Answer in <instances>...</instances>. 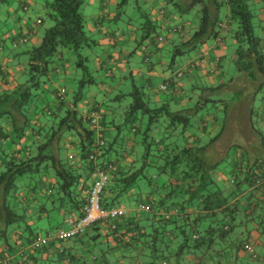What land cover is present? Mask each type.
<instances>
[{
  "label": "trees",
  "instance_id": "trees-1",
  "mask_svg": "<svg viewBox=\"0 0 264 264\" xmlns=\"http://www.w3.org/2000/svg\"><path fill=\"white\" fill-rule=\"evenodd\" d=\"M131 1L141 9L139 0H121L120 7L123 8ZM170 2L183 14L197 6L201 7L198 27L188 41L181 39L174 45V59L196 52L210 40L220 38L227 27L229 36L237 45L233 63L238 74L247 75L257 82L259 90L264 91V0H192L186 9L181 8L180 0ZM83 4L84 0L46 2L45 17L52 21V25L46 28L41 43L25 52L28 55L27 78L17 81L10 91L0 94V240L5 242L9 251H13L16 248L15 242L22 238L17 237L19 231L33 232L29 221L32 219L29 207L37 198L45 200L39 207V213L50 215L58 209L70 213L78 212V219L84 215L88 190L92 185L90 179L97 164L90 160V153L96 147L97 138L87 115L82 114L76 107L84 100V87L96 83L92 72L89 71L88 60L82 54L85 48L92 46L85 30ZM144 16L146 21L143 26V39H146L157 31V26L149 16ZM43 20L45 21V18ZM66 48L74 52L83 73L74 94L73 108H66L63 96L58 98V91L48 87L54 62L61 50ZM171 85L174 87L175 83ZM166 86L167 92L170 90V84ZM219 88L221 87L203 89L215 93ZM46 92L54 94L59 104L55 110L50 109L53 118L44 125L38 123V116L46 112L39 106L41 95ZM153 93L133 82L129 93L117 96L120 102L126 96H131L128 110L123 111L126 123L133 124L139 114L147 116L146 136L141 142L120 140L126 142L127 148L123 144L118 149L115 147L119 140L117 143L112 140L110 144L105 140L103 155L99 156L106 157L107 153L116 156V162L109 161L100 165L107 168L119 164L128 153L137 155L135 162L128 166L121 164L123 170L111 174L110 182L102 196L103 206L107 209L120 206L121 202L118 200L121 197L129 199L133 196L131 192L135 190L139 202L148 204L151 210L127 218L125 216L116 220H104L91 228L96 227L97 235H102L100 224L115 223L114 227L110 226L114 230L115 240L120 242L119 248L127 245L125 240L128 237L135 243L133 245L130 242V245L142 249L143 256L147 255L146 250L150 251L151 264H157L160 257L161 264H242L243 254L253 261L262 260V255L249 240L252 229L258 228L261 234H264V183L261 186L255 185L258 178L256 169L250 168L244 178H241V173L234 171L233 176H229L226 181L218 180L221 161L209 163L204 153L220 135L205 145L194 143L187 136L192 128L190 118L207 107L205 102H202V96L196 102V111L190 108L173 111L169 102H155ZM188 99L193 100L191 92ZM207 101L213 102L212 104L217 102L214 99ZM103 111V132L106 131L107 135L105 129L111 122L113 124V120L107 123L106 117L120 116L121 113L119 114V109L117 112V109H112L109 105L105 106ZM223 114L226 117V106ZM209 116L204 117V120ZM161 119H164L166 132H156L153 139L149 140L148 133L153 128L152 124L155 125ZM7 120L16 135L13 140L27 139L29 130L34 131L28 139V145L17 151L5 148L10 134L1 124ZM42 129H48V132L42 135ZM179 129H182L184 144L172 141L173 135L178 133ZM69 133L79 138L80 159L82 164L86 165L88 175L85 174L84 168L81 172L58 148L62 138ZM139 144L145 145V153L141 156L136 151ZM257 166L260 167L259 171L264 169L263 163H258ZM148 168L156 172L149 174ZM18 177H26L28 183L19 186ZM51 178H56L58 185L52 186L48 183ZM142 178L147 180L151 187L149 193L144 192ZM245 182H248L252 189H262L261 197L256 198V191L242 197L246 192L242 186ZM24 189L28 192V198L20 195ZM143 194H146L145 199L140 198ZM48 200L56 202L53 210L48 207ZM120 220L124 222L121 225L118 224ZM243 227L245 230L248 228L247 235H244ZM12 239H15L13 243ZM34 239L30 240L31 243ZM51 245L54 247L55 243L42 247L38 252L43 254L42 250L45 251ZM246 245L254 248L257 257L246 251ZM93 246L97 247L95 243ZM100 250L99 255L92 253L94 263L115 264L111 263L104 248ZM58 252L59 264L71 263L65 249ZM31 257L36 256L31 254ZM34 263L38 264L35 261Z\"/></svg>",
  "mask_w": 264,
  "mask_h": 264
},
{
  "label": "crops",
  "instance_id": "crops-1",
  "mask_svg": "<svg viewBox=\"0 0 264 264\" xmlns=\"http://www.w3.org/2000/svg\"><path fill=\"white\" fill-rule=\"evenodd\" d=\"M39 1L2 0V7H0V94L10 91L15 83L21 80L20 77L25 74L28 64V55L25 52L28 48L39 45L46 28L51 26V24L46 23V20H43L46 13L45 4L48 0L41 4ZM170 1L139 0L141 10L157 26V31L146 39L142 38V43L139 44L138 30L133 24L135 19L129 16H126L125 20L122 18L123 9L119 5V0H84L82 11L86 20L85 30L89 40L92 42V46L87 47L92 55L91 60L87 63L90 65L89 71L92 72L95 81L97 80L96 83L89 85L96 87L100 93H92L90 96H85L86 98L79 102L76 107L84 115L95 110V108H98L103 113L106 106L104 103L105 99L117 95L115 93L117 91L119 93V90H117L119 86L127 84L130 79H132V84L135 82L136 85L143 86L144 89L154 92L155 102H169L173 111L183 110L192 102L188 99L189 89L193 91V99L196 96V92H200V90H203V94H211V91L203 88L220 86L222 90L231 89L233 94L238 96L239 99H234L233 105H227L226 103V117L209 116L205 118L207 121L202 118L199 120V124L195 123L197 124L198 134L194 135L192 132H188L187 136L194 143L199 142L202 145L208 133L212 136L214 132H219L221 129L226 137H229V135L233 137L232 131L234 132L235 126L245 124L248 127L250 125L246 129V134H244L245 140H249V149L234 153L231 156L230 164L228 163L230 169L228 174L221 169L217 177L218 180L226 181L229 176H233L234 171H237L241 173V178H244L250 168L256 169V174H258L260 167L258 168L257 164L263 163L264 165V134L262 132L264 131V91L259 90L257 82L253 80L252 82L256 84L250 86L249 90H237L235 83L243 80L249 82V77L245 74H238L237 70L235 76L226 73L225 66L227 61L233 62L236 45L235 41L229 36L227 32L229 28L227 27L220 38L210 40L200 50L182 55L176 59L173 57L169 58L172 55L174 45L178 44L181 39L188 41L190 35L199 25V17L197 23H195V20L185 19V16H191L190 13L192 11L183 14ZM191 1L180 0L181 8L186 9ZM115 8L116 10H113ZM195 9L199 13L201 7L197 6L193 10ZM39 20L42 21L39 23ZM140 25L142 26V24ZM171 28L176 29V31L168 33ZM141 30L144 31L143 27ZM99 36H101L100 39H98ZM160 37L163 38V41H159ZM23 38H27L28 42L14 47V44ZM231 48L234 50L232 53L229 52ZM183 56H186L185 58L187 59H182ZM167 58L171 59V61H168ZM180 58L181 60L178 63ZM53 66L54 70L50 73L48 87L51 90L56 89L58 91V98L62 96L61 90L65 89L66 92L63 95L66 101L65 107L73 108L75 98L73 96L72 99H68L69 93L71 91L73 93L76 92L75 85L78 84L83 74L82 69L78 65L77 57L73 51L67 48L62 49ZM100 72L103 75H100ZM95 73L100 76H94ZM181 73L182 76L180 75ZM106 79L117 82L119 85H110V80L106 83L103 82ZM61 81L64 83H61ZM168 83L170 84V90L167 92L161 91V86ZM173 83H175L174 87L171 85ZM239 92L241 93L237 94ZM99 96L103 97V102L99 101ZM258 97L261 106L256 110L255 101H257ZM58 104L59 100L54 94L51 92L43 93L39 100V106L44 108L46 112L39 114L38 123L46 125L48 120L53 118L50 109L55 110ZM223 105L224 103L222 102L221 106ZM244 105L245 112L241 110L244 109ZM124 115L125 112H122L121 117L119 115L106 117L107 123L113 120V124L111 122V125H107L108 127L105 129L107 130V135L106 131L104 132L105 138L108 140L107 144H110L112 140H116L115 142L117 143V140L122 138L125 140H137V127L132 124V129L129 130L130 123H126ZM1 125L10 134V138L5 142V148L10 151H17L28 145V139L34 132L29 130L27 139L13 140L16 135L13 132L10 121H4ZM250 128H252L253 134H251ZM123 130H127L125 135L122 134ZM216 136H213V138ZM221 136L222 134L217 140H224ZM227 140H230V142L224 146V151L221 153L226 158L231 152L233 140L237 139L233 137ZM78 145L79 138L73 133H69L62 138L58 148L68 160L78 166L81 172L85 170V174L88 175V169H85L86 165L81 162ZM138 149L139 146H136V151L139 154L140 151ZM106 157H99L97 164L102 165L104 162L107 163L109 161L116 162V156L113 153H107ZM136 160L137 155L126 154L119 164L111 165L114 167L112 174L123 170L121 164L128 166ZM220 161L222 160L219 159ZM137 165L139 166V164ZM82 168L84 170H81ZM90 182L92 184L93 176ZM48 183L56 186L58 185V180L51 178ZM242 186L246 191L242 197L246 196L245 194H254L255 191L257 192L256 198L261 197L262 189H252L249 187L248 182H245ZM131 193L133 196L128 199L132 204L130 205L131 208L127 209L125 205H120L127 211L126 218L140 214L136 210L141 202L135 195V190ZM20 195L28 198L26 189L22 190ZM141 197L145 199L146 194ZM44 201V199L37 198L29 207L32 212V219L29 221L33 232L19 231L17 237L22 236V238L15 242L16 248L13 251H9L5 242L0 240V259L6 260L7 264H35L34 261L38 264H59L57 261L58 250L64 249L66 256L71 258L70 264H96L92 253L95 252L97 247L93 246V243L96 244L103 237L106 238V241L102 243L103 245L100 248H104L105 252L107 251V256L111 263L151 264V261H145L142 249H136L133 246L135 243L130 238L126 237L125 244L127 245L122 249L119 248L120 242L115 240L114 230L110 226L114 227L115 223L100 224L102 235H97L96 227H93L74 240L53 242L55 243L54 247L51 245L45 251L42 250L43 254L38 252V250H33L30 241L32 238L46 236L56 230H68L72 228L73 223L79 217L78 212L70 213L58 209L52 211L50 215L39 213V207ZM55 204L56 202L54 203L52 200L47 202L50 210H53ZM123 223L121 220L118 222L119 225ZM243 230L244 235H247L248 228L245 230L243 227ZM14 240H11L12 243ZM249 240L254 243L256 250L262 255V260H264V234L262 235L258 228L252 229ZM130 242L133 245H130ZM31 254L36 257L30 258ZM95 255H99V252H95ZM65 264H68V262Z\"/></svg>",
  "mask_w": 264,
  "mask_h": 264
},
{
  "label": "rangeland",
  "instance_id": "rangeland-1",
  "mask_svg": "<svg viewBox=\"0 0 264 264\" xmlns=\"http://www.w3.org/2000/svg\"><path fill=\"white\" fill-rule=\"evenodd\" d=\"M48 1H51V0H48ZM42 2H46L45 0H40L39 1V3L41 4ZM2 0H0V7H2ZM120 3H121V0H119V5H120ZM123 12H122V14H121V16H122V18L125 20L127 17L126 16H129L130 18H133V19H135L134 21H133V24H134V26L137 28V30H138V32H137V34H138V36H139V39H138V43L139 44H141L142 43V38H143V34H144V31H142L141 29H142V27L144 26V24H145V21H146V17L144 16V12H143V10H141V9H139L137 6H136V4L134 3V1H131V2H129V4H127V5H125L123 8ZM113 10H116V8L115 9H113ZM83 12V11H82ZM191 14V16L190 15H187V16H185L186 18L185 19H189V20H195V23H197L198 22V17H199V22H200V13H198V10H192V12L190 13ZM45 20H46V23L47 24H51L52 25V21H50L48 18H46L45 17ZM140 24H142V26L140 25ZM42 30H44V29H42ZM143 32V33H142ZM100 37L101 36H99V38L98 39H100ZM100 42V41H99ZM211 45V44H210ZM236 46L237 45H235V50H236ZM30 47V46H29ZM24 49V48H23ZM173 49V48H172ZM87 51V52H86ZM234 50L231 48L230 49V51L229 52H233ZM90 52V50H89V48L87 49V48H85L83 51H82V54H83V57L84 58H87L86 60H88V61H90L91 60V58H92V55L89 53ZM168 55V54H167ZM23 57H24V55H23ZM186 56H183L182 57V59H184ZM94 58V57H93ZM169 58H172V55H170L169 56ZM168 59V58H167ZM185 59H187V58H185ZM86 60H85V62H86ZM171 61V59H168V61ZM181 60V58L180 59H178V63H179V61ZM225 68H226V73L228 74L229 73V75H233V76H235V74H236V67H235V65H234V63L233 62H230V61H227V64H226V66H225ZM100 75H103V74H101V72H100ZM100 75H98V74H96L95 73V75L94 76H100ZM21 78V80H25L26 78H27V73L25 72V74H22V76L20 77ZM102 78H104V77H102ZM247 78V77H246ZM249 79V82H247V81H245V80H243V81H240L239 83H235V85H236V89L237 90H241V89H244V90H249V87L250 86H254L256 83L255 82H252V80L250 79V78H248ZM110 80V79H109ZM109 80H103V82H109ZM97 81V80H96ZM111 82H109L110 83V85H112V86H115V85H119V84H117V82H112V80H110ZM61 83H64L63 81H61ZM229 85V84H228ZM76 87H75V90L78 88V84L77 85H75ZM235 87V86H234ZM132 88H133V84H132V79H130L129 81H128V83L127 84H125V85H121V86H119V89H117V90H119V93H118V91L115 93V94H117V95H114V96H111V97H108V98H106L105 99V105L107 106V105H109L110 106V108H112V109H117V112H119L118 111V109L120 110V112H119V114L121 113L122 114V112L123 111H127L128 110V108H129V105L131 104V101H132V99H131V96H126L124 99H122L121 100V102H120V99H118V95H120V96H122V94H127V93H129V91L130 90H132ZM234 89V88H233ZM99 90L96 88V87H92V86H90L89 84L88 85H86L85 87H84V90H83V92H84V95L87 97V96H90V94H92V93H100V92H98ZM243 91V90H242ZM191 93H192V91H190ZM241 92H239V93H237V94H240ZM74 94L75 93H73V91H71L70 93H69V98L68 99H72L73 98V96H74ZM188 94H189V92H188ZM199 96H202V102L204 103L205 102V106H207L205 109H203L204 111H201L198 115H195V116H193V117H191L190 118V120H191V126H192V128H190L189 130L190 131H188L189 133H193V134H198V132H197V124H199L200 123V119H202V118H204V117H206L207 115H210V116H220V117H222V118H224L225 117V115L223 114V110H224V107L225 106H227L228 104H231V105H233V101H234V99H239V97L238 96H236V95H234L233 94V91L231 90V89H228V88H226V89H221V88H219V89H217L216 91H215V93H211V94H203V90H200V92H196V96H195V98L192 100V102H190V104L188 105V107H186L185 109H191V110H193V111H196L197 109H198V104L196 103L197 102V100L199 99ZM86 97H84V99L86 98ZM234 97H236V98H234ZM102 98L103 97H100L99 96V101L100 102H103L102 101ZM201 98V97H200ZM207 99H214V100H217V102L215 101L214 103H216L217 104V107H216V104H212L213 102H209V101H207ZM219 100V101H218ZM222 100H223V102L224 103H227V105H225V106H221V104H222ZM216 108H215V107ZM259 106H261V103H260V101H259V97L257 98V101H255V109L257 110L258 108H259ZM105 109V108H104ZM243 112H245V105H244V109H241ZM121 114H120V117H121ZM125 116V115H124ZM242 118H244V117H242ZM147 122H148V118H147V116H144V115H142V114H139V116H138V118H137V120L133 123V126H135V127H137V129H138V133L136 134V136H137V140L136 141H139V142H141L142 140H144V137L146 136V130H147ZM197 122V124H195ZM164 125H165V123H164V119H161L158 123H155V125L154 124H152V130L148 133L149 134V137H148V139L149 140H152L153 139V137H154V135H155V133L156 132H161V131H163V134L166 132L165 131V127H164ZM196 126V127H195ZM250 126V125H249ZM248 126V127H249ZM248 127H246V125L245 124H240V126H235V128L233 129L234 130V132H235V134H234V132L232 131V134H233V137H236V139L237 140H233L234 142H233V146L231 147V152H230V154L227 156V158H226V156L225 155H223V154H221L224 150V146L228 143V142H230V140H227V139H231V138H233L232 137V135H229V137H226L225 136V134H224V132L220 129L219 130V132H214L213 134H212V136H211V134H209L208 133V135L210 136V138H209V136L207 135V137L203 140V145H205V144H209V142H210V139H213V136H216L217 134L218 135H221L222 134V138L224 139V140H216V142H214L213 144H210L209 145V147L207 148V150H206V153H204V157L206 158V160L207 161H209V163H214L215 161H219V159H221L222 161H221V164L219 165V168H221V169H223V171H224V173H226V174H228V171L230 170L229 169V162H230V159H231V156L234 154V153H236V152H241V151H243V150H245V149H249V147H250V145H249V143H248V141L249 140H245V137H244V134H246V132H247V128ZM132 129V123H130V125H129V130H131ZM259 129V128H258ZM180 130V129H179ZM237 130V131H236ZM250 130H251V134H253L254 132L252 131V128H250ZM127 130H123L122 132V134H124L125 135V133H127L126 132ZM48 132V129H42V135H45L46 133ZM181 132H182V129L180 130V131H178V133H175L174 135H173V137H172V141H177L179 144H184V142H185V140H184V137H183V135L181 134ZM263 132V134H264V131H262ZM224 135V136H223ZM243 135V136H242ZM242 137V138H241ZM121 140H125V139H121ZM123 144H124V146L127 148V144H126V142L125 141H120L119 140V142H118V144L116 145V149H118V148H120L121 146H123ZM129 147H131L130 145H129ZM245 147V148H244ZM229 149H230V147H229ZM257 149V148H256ZM140 152H139V154H140V156L142 155V154H144L145 153V145L144 144H139V149H138ZM138 154V155H139ZM246 154V153H245ZM247 155V154H246ZM225 156V157H224ZM224 157V158H223ZM153 172H156V171H153L151 168H148V173L149 174H152ZM227 176V175H226ZM142 183H143V185L145 186V188H144V192H150V189H151V187H150V185L148 184V181L147 180H144L143 178H142ZM28 183V179L26 178V177H18V179H17V184L20 186V185H26ZM143 185H141L142 187H143ZM154 196H156V193L154 194ZM119 202H121V204H123V205H125L126 206V208L127 209H130L131 207H130V205H132L129 201H128V198H126V197H121L119 200H118ZM130 203V204H129ZM71 229V228H70ZM70 229H68V230H70ZM149 229V228H148ZM106 241V238L105 237H103V239H101V240H99V241H97L96 242V244H97V248L95 249V252H100V247H101V245H103L102 243H104ZM146 254L147 255H145L144 256V259H146L145 261H150L151 260V253H150V251L149 250H146ZM243 258H242V261H243V263L242 264H264V260H262V261H253V260H251L250 258H249V256L248 255H246V254H243ZM161 258L162 257H160L159 259V261H158V263L157 264H161L162 263V261H161ZM90 261H92L91 259H90ZM152 261V260H151ZM89 264H91V263H89Z\"/></svg>",
  "mask_w": 264,
  "mask_h": 264
},
{
  "label": "built area",
  "instance_id": "built-area-1",
  "mask_svg": "<svg viewBox=\"0 0 264 264\" xmlns=\"http://www.w3.org/2000/svg\"><path fill=\"white\" fill-rule=\"evenodd\" d=\"M41 21L39 20V23ZM176 31V29H170L169 33ZM159 41H163V38L160 37ZM28 42L27 38L19 40L18 43L14 44V47H17L18 44H26ZM182 76V73L180 74ZM167 89L166 85H162L160 90L165 91ZM66 90H61V95L65 94ZM87 118L90 122L91 128L96 133L97 144L96 147L90 153V160L97 163L98 157L102 154V150L106 144L104 128L102 126L103 122V113L98 110H93L87 114ZM114 171L113 166H107V168H102L99 164H96V167L93 171V182L88 190V201L84 206V215L77 219L70 230H56L52 233L47 234L46 236H39L34 239L31 244L33 250H39L44 246L50 245L55 241H68L83 235L87 230H89L94 224L104 221V220H116L127 215V211L122 206H113L111 208H105L102 204L103 193L107 188L111 174ZM264 183V169L259 171L258 178L256 179V186H261ZM151 208L146 203H140L137 208L139 213L150 212ZM246 251L250 254H253L254 257H257L255 254L254 248L251 245L245 246ZM0 264H7L6 260L0 259Z\"/></svg>",
  "mask_w": 264,
  "mask_h": 264
}]
</instances>
